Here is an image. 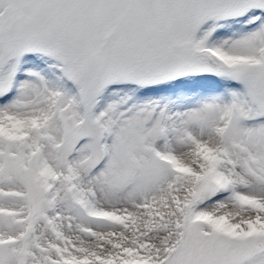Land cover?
I'll return each mask as SVG.
<instances>
[{
    "label": "snow or ice",
    "instance_id": "snow-or-ice-1",
    "mask_svg": "<svg viewBox=\"0 0 264 264\" xmlns=\"http://www.w3.org/2000/svg\"><path fill=\"white\" fill-rule=\"evenodd\" d=\"M0 264H264V0H0Z\"/></svg>",
    "mask_w": 264,
    "mask_h": 264
}]
</instances>
